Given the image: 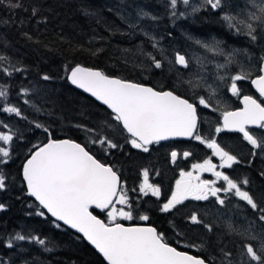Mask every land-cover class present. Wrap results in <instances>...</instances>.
<instances>
[{"label": "snow or ice", "instance_id": "6c2138e0", "mask_svg": "<svg viewBox=\"0 0 264 264\" xmlns=\"http://www.w3.org/2000/svg\"><path fill=\"white\" fill-rule=\"evenodd\" d=\"M0 6L29 11L22 0H0ZM159 6L173 24L201 11L216 14V22L244 46L232 47L215 36L203 40L185 33V39L199 50L173 49L169 54L150 31L162 17L149 10L147 4L121 0L116 15L127 28V34L146 37L157 53L143 47L135 51L124 49L126 59L132 57L134 66L145 71L163 70L166 62L178 83L165 90L163 86L157 88L80 64L70 66L67 81L107 110L104 118L94 125H72L84 134L83 144L55 135L52 125L58 118L45 106L46 89L37 87L39 81L31 88L18 90V95L25 97L23 105L35 118L29 120L19 102H11L10 81L27 70L17 67L9 56L0 54V81H3L0 114L4 116L0 119V193L8 192L20 181L23 191L35 201L30 205L34 211L28 215L43 218L56 229L66 226L75 230L80 234L77 238L92 245L105 264H264V189L254 191L247 177L240 180L224 171L234 170V165L241 164L242 160L223 144L221 136L238 133L242 142L250 146L251 157L264 156V0H244L242 4L236 0H159ZM30 14L37 16L39 8L32 7ZM107 30L117 31L113 25H107ZM24 35L32 39L28 33ZM167 35L171 37L172 32ZM256 49L260 50L259 55L253 54ZM102 51L96 48L92 54ZM209 65L213 66L211 71ZM40 80L47 82L52 77L44 74ZM244 82L254 87L259 98L243 94ZM179 85H186V91H192L193 96L185 98L177 94ZM221 88H226L243 106L229 110L220 109L218 103L214 105ZM198 89L206 94H200ZM33 93L41 103L33 99ZM203 110L220 112L219 120L207 133L202 129L204 121L200 113ZM40 116L52 118L51 123L42 122ZM38 135L43 139L33 142ZM169 141H195L211 150V155L193 163L191 170L181 168L168 189V196L163 193L164 171L142 167L137 176L140 182L133 187L122 180L116 161L106 163L97 157V152L107 157L116 151L122 152L126 146L150 155L154 146ZM89 145L95 146V150ZM21 146L26 151L14 175L10 166L20 159ZM169 147L167 163L174 167L179 160L193 155L175 144ZM213 158L219 163H214ZM204 173H210L213 179H203ZM150 175L160 179L153 182ZM259 175L264 177V170ZM233 198L244 202L243 206L252 216L236 220L229 215L230 206L241 207L239 203L233 205ZM187 201L208 204L185 211ZM149 203L154 207H146ZM8 207L0 202V212L7 211ZM94 210L104 214L105 219L94 214ZM152 212L179 216L181 221H186L184 230L175 220H168V224L178 239L188 241L183 245L188 250L173 246L166 232L148 223ZM120 221L130 223L125 225ZM189 225L202 229V236L196 238L199 243L188 237L192 231ZM221 237L229 238L228 243ZM32 246L41 253L54 250L53 241L31 227L0 234V264H43L33 255Z\"/></svg>", "mask_w": 264, "mask_h": 264}, {"label": "trees", "instance_id": "16d2710c", "mask_svg": "<svg viewBox=\"0 0 264 264\" xmlns=\"http://www.w3.org/2000/svg\"><path fill=\"white\" fill-rule=\"evenodd\" d=\"M22 3L29 11L11 10L0 6V45H6L0 47V54L9 56L17 67L27 70L22 74H16L10 81L9 99L12 103L19 102L29 120L35 118L33 112L23 105L25 97L19 96L18 90L21 87L31 88L39 81L37 87L46 89L45 106L54 111L58 118L57 123L52 125L56 129L55 135L58 138H70L85 143L84 134L72 125L75 123L94 125L104 118L107 111L68 84L66 76L70 66L80 64L112 76L131 79L157 88L163 86L165 90L169 85H173L172 80L159 70H142L134 66L133 59L122 56L124 49H133L134 45L125 39V35L117 25L116 17L112 11H109L110 8L112 9V0H22ZM34 6L39 8V14L35 17L30 14V9ZM97 19L101 22L97 23ZM107 25H113L117 31H108ZM24 33H28L32 39L26 38ZM101 37L103 39H100ZM96 48H102L103 51L93 55L92 52ZM44 74L51 76L52 80L47 82L40 80ZM177 94L190 98L181 90H177ZM33 99L37 103L42 102L35 93ZM2 118L4 116L0 114V119ZM39 119L51 123L52 118L40 116ZM16 120L18 118L13 122L15 123ZM36 139H43V136L38 135L33 138V142ZM237 140L239 139H233V141ZM89 147L95 150V146L89 145ZM25 151L26 149L21 146L20 159L15 160L10 166L14 175L19 169ZM97 157L106 163L116 161L122 180L127 181L129 186L134 187L140 182L137 179L138 172L145 165L142 156L132 152L128 146L122 152L116 151L107 157L97 152ZM0 202L9 205L7 211L0 212V234L31 227L53 241L54 250L51 253H41L32 246L33 255L43 264H105L95 250L82 239H78L75 234L63 227L56 229L43 218L28 215L34 211L30 205H34L35 202L23 191L20 181H17L13 189L0 193ZM146 207L152 208L154 205L149 203ZM94 214L102 219L105 217L95 210ZM152 214L159 215L157 212ZM155 226L160 228L158 223ZM189 227L192 228L190 235L201 236L200 229L190 225ZM180 228L184 230L183 223ZM168 240L173 244L170 239ZM194 242L199 243V240L195 239ZM215 242L214 240L213 243ZM224 242L228 243V240ZM191 251L195 254V250Z\"/></svg>", "mask_w": 264, "mask_h": 264}, {"label": "flooded vegetation", "instance_id": "af4514ba", "mask_svg": "<svg viewBox=\"0 0 264 264\" xmlns=\"http://www.w3.org/2000/svg\"><path fill=\"white\" fill-rule=\"evenodd\" d=\"M200 13L202 14L204 13V11H201ZM208 35L210 38V37L216 36L217 34L213 31H209ZM243 94L253 95L256 98H259L257 94L253 91L250 83L248 82H244L243 84ZM227 104L228 106L226 108L229 110H235L241 107L240 100L237 97L232 96L230 92L227 93ZM213 113L214 112L209 111V110H203L200 113L202 120L204 121V124H205V125H202V129L205 133H207L211 127H214L216 122L219 120V118L217 120V118L214 117L215 114ZM218 115L220 114L218 113ZM221 136L223 137V144H227L230 148H232L234 151V154H236L238 158L242 160L241 164L234 165V170L225 169L224 171L229 172V174H231L234 178H238L240 180L247 177L251 182L249 187L253 189L254 191H259L261 189H264V177H261L259 175V172L261 170H264V156L251 157L249 155L250 146H248L246 142H242V138L240 134L223 133L221 134ZM234 138H238L239 140L233 141ZM171 144H175L178 149L190 150L193 153V155L189 157L187 160H184V159L179 160L178 166L174 167L170 163H167V155L171 150L169 145ZM128 147L132 152H136L142 156L141 159L145 167H150V168L154 167L156 170H161L166 173V178L163 184L164 196L170 195V192L168 191V189L172 184H174V180L178 178L179 171L181 168H183L186 171L191 170V165L193 163L202 162L205 158L211 155V150L206 149L203 145H200L198 142H195V141H170L166 143H161V145L154 146V149L150 155L140 153L138 150H135V149H131L130 146ZM249 161H251V163H249ZM213 162L217 164L219 163L218 159L216 158H213ZM202 178L203 179H213L210 173H204ZM159 179L160 178L156 177L155 175H150V180H152L153 182L158 181ZM144 199H149V198L145 197ZM151 200L155 201V198L152 197ZM199 203L201 204L203 202L187 201L186 204L188 205V208L185 209V211L191 210L193 206H197L199 205ZM243 203L244 202L241 201V204H240L241 207L238 208L239 213L242 215L243 219L245 216L251 217L252 216L251 211L248 208L244 207ZM150 215H151V220L148 223H150L152 226H155V224L158 223L160 225V228H157V229L159 231L166 232L167 238L172 241L174 246L178 247L180 250H186L183 247L184 244L182 243L183 242L187 243L188 241L185 240L184 238H180L179 240L169 230L168 220H175L179 225H181V223L185 224L186 221H181L179 216L173 217V216H169L166 214H160V213L158 216L152 213H150ZM122 223H126V222H122ZM135 223L143 224L145 222L135 221ZM190 226L193 227V225H190ZM194 228L198 229L197 227H194ZM190 233L192 232L188 233L189 238L195 240L197 237L190 235ZM179 244H182V245H179Z\"/></svg>", "mask_w": 264, "mask_h": 264}, {"label": "rangeland", "instance_id": "374dc122", "mask_svg": "<svg viewBox=\"0 0 264 264\" xmlns=\"http://www.w3.org/2000/svg\"><path fill=\"white\" fill-rule=\"evenodd\" d=\"M138 3L142 4H147L150 6L149 10H154V14H159L162 18L159 22L153 24L150 27V31L152 34L156 37L157 40L160 42L161 48L166 50L169 54L172 52L173 49H179L181 51L188 50H199L198 46L192 45L191 41H188L185 39V33H190L194 37L198 39H203V40H211L212 37L209 38V31L215 32L217 35L215 36L217 39L225 40L228 45L232 47H243L244 45L241 43H238L237 40L239 38L236 37H231L226 33V30L223 29L216 21L218 20V16L216 14H213L211 12H204V13H198L196 16L189 17L187 19H181L176 21L175 24H173L168 17L164 14V9L159 6V0H137ZM236 2L243 3L244 0H236ZM121 5V0H112L111 7L113 9V15L117 19V25L121 29L122 33L125 35V39L132 43L134 46L132 47L133 51L137 47H143L146 51L153 52V54H157L155 50L152 49L151 44L147 41V38L142 36V35H130L127 34L128 30L127 28L122 25L121 20L119 17L116 15V9ZM168 32H172V36L169 37L167 35ZM254 55H259L260 50L256 49L254 50ZM122 56H126V54L122 53ZM123 58V57H122ZM128 59H133L132 57H127ZM158 58H160L158 56ZM171 58V56H169ZM237 59H240L239 57ZM136 63H139L137 60ZM209 70L211 71L213 66L209 65L208 66ZM162 72L166 77L172 80L173 84H177L178 82L176 81L175 74L172 72L168 71V65L165 62V67L163 70L156 69ZM187 79V77H185ZM187 86L186 85H179L177 87V90L180 91L187 95L188 97H192L193 93L192 91H186ZM200 94L204 95L206 94L203 89H198L197 90ZM227 89L226 88H221L220 90V95L217 98V100H214V105L218 103V106L220 109L226 108L228 106L227 104ZM219 111L214 112L213 114L215 118H219L220 115ZM217 115V116H216ZM233 205H236L237 203L241 204V201H238L236 198H233L232 201ZM189 204V203H188ZM208 202H203L199 203L195 207H199L200 205H207ZM219 207V206H217ZM223 211V210H221ZM228 214L233 216L234 219L236 220H243L242 215L239 213V209L235 207H230L227 210ZM251 214V213H250ZM249 214V215H250ZM105 219V217H104ZM211 219V217L209 218ZM120 222H126L130 223L128 221H120ZM193 227H197L200 229L198 226L193 225ZM201 233H202V229ZM202 236V234H200ZM221 239L228 240L229 238L227 237H221Z\"/></svg>", "mask_w": 264, "mask_h": 264}, {"label": "water", "instance_id": "95a60500", "mask_svg": "<svg viewBox=\"0 0 264 264\" xmlns=\"http://www.w3.org/2000/svg\"><path fill=\"white\" fill-rule=\"evenodd\" d=\"M67 75H68V73H67ZM67 77V76H66ZM67 80V79H66ZM68 82V81H67ZM68 84L73 88V89H75L76 91H78V92H80L81 94H83V95H85V96H87L88 98H90V99H92L94 102H96L98 105H100V106H102V107H104L105 109H106V107L105 106H103V105H101V103L100 102H98V101H96L95 100V98H93V97H91L89 94H87V93H83V91L82 90H80V89H77V88H75V86H73V85H71L70 84V82H68ZM252 87V86H251ZM252 89H253V91L256 93V91H255V89H254V87H252ZM257 94V96H258V93H256ZM243 105L241 104V107H242ZM238 134V133H237ZM170 142V141H169ZM162 143H166V142H162ZM31 198V197H30ZM33 201H34V199L33 198H31ZM35 202V201H34ZM95 211H97V212H99L100 213V211L99 210H95ZM102 214V213H101ZM50 218V217H49ZM51 219V218H50ZM63 228H65V229H67L68 231H70L71 233H73V234H75L76 236H80V234H78V233H76L75 232V230H73V229H70V228H67L66 226H62ZM82 239V238H81ZM90 248H92L93 250H95V248L92 246V245H90L86 240H84V239H82ZM95 252L97 253V255L103 260V258H102V256L95 250ZM104 261V260H103ZM105 263V262H104Z\"/></svg>", "mask_w": 264, "mask_h": 264}]
</instances>
